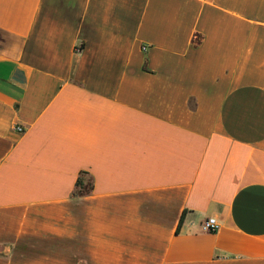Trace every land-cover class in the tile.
<instances>
[{"label":"crops","instance_id":"1","mask_svg":"<svg viewBox=\"0 0 264 264\" xmlns=\"http://www.w3.org/2000/svg\"><path fill=\"white\" fill-rule=\"evenodd\" d=\"M0 264H264V0H0Z\"/></svg>","mask_w":264,"mask_h":264},{"label":"built area","instance_id":"2","mask_svg":"<svg viewBox=\"0 0 264 264\" xmlns=\"http://www.w3.org/2000/svg\"><path fill=\"white\" fill-rule=\"evenodd\" d=\"M144 50L147 48L144 47ZM17 131L24 132L25 129L23 127H17ZM202 229L206 232H217L220 229V224L216 218H208L202 224Z\"/></svg>","mask_w":264,"mask_h":264},{"label":"trees","instance_id":"3","mask_svg":"<svg viewBox=\"0 0 264 264\" xmlns=\"http://www.w3.org/2000/svg\"><path fill=\"white\" fill-rule=\"evenodd\" d=\"M77 185H78V187H79V192L83 189V185H84V183H83V181H82V176L81 177H79V180H78V183H77ZM90 188L92 187V184L90 183ZM182 222V221H181Z\"/></svg>","mask_w":264,"mask_h":264}]
</instances>
